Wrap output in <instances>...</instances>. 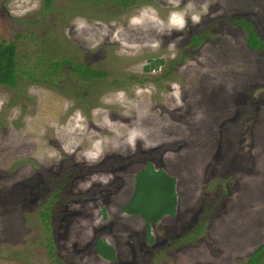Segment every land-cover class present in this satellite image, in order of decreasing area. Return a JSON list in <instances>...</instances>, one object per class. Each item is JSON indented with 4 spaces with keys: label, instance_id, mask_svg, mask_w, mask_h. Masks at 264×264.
Listing matches in <instances>:
<instances>
[{
    "label": "rangeland",
    "instance_id": "rangeland-1",
    "mask_svg": "<svg viewBox=\"0 0 264 264\" xmlns=\"http://www.w3.org/2000/svg\"><path fill=\"white\" fill-rule=\"evenodd\" d=\"M185 3L0 0L19 74L0 84V264H245L264 241V52L229 20L246 16L264 38V0H191L184 27L169 28ZM40 57L105 74L84 79L64 64L33 81L24 70ZM152 57L163 63L145 71ZM148 160L176 192L175 214L149 231L121 208ZM99 236L114 259L94 249Z\"/></svg>",
    "mask_w": 264,
    "mask_h": 264
},
{
    "label": "trees",
    "instance_id": "trees-1",
    "mask_svg": "<svg viewBox=\"0 0 264 264\" xmlns=\"http://www.w3.org/2000/svg\"><path fill=\"white\" fill-rule=\"evenodd\" d=\"M52 0H43V5L48 8ZM95 2L101 0H94ZM115 5L122 7L132 6L141 0H110ZM229 20L245 30V39L249 47L264 52V38L258 33L253 22L246 16H230ZM205 35L197 32L192 35L191 42L187 49L195 47ZM41 58V57H40ZM39 61L33 70L24 72L33 81L51 82L52 77L59 73V68L64 64H69L73 73L84 79L92 77H102L103 69L85 65L84 63L69 58L49 59ZM17 51L13 41L0 38V84L15 86L19 80L17 72ZM163 63L161 57L148 58L142 65L146 70L157 68ZM135 189L132 197L122 205V210L127 213H136L143 217L147 230L149 231L151 222H157L165 214H175L176 212V192L175 178L161 167H154L151 161H145L142 168L135 173ZM53 201V199H50ZM44 215H48L44 212ZM103 215H105L103 211ZM151 239V234L149 235ZM46 251L50 258H53L55 245L48 236L45 241ZM97 253L106 259L115 258V248L104 237L99 236L93 243ZM264 258V241L256 246L246 257L245 264H261Z\"/></svg>",
    "mask_w": 264,
    "mask_h": 264
},
{
    "label": "clouds",
    "instance_id": "clouds-1",
    "mask_svg": "<svg viewBox=\"0 0 264 264\" xmlns=\"http://www.w3.org/2000/svg\"><path fill=\"white\" fill-rule=\"evenodd\" d=\"M180 0H176V3H179ZM187 7H192L191 5V0H186L185 6L181 7V8H174L172 11H170L169 13V17H168V26L169 28H176V29H181L184 27L185 25V16H186V8ZM207 8L206 4H201L199 9H196L194 11L191 12L189 19L193 22H198L200 20V14L202 11H205ZM155 18V17H153ZM80 23H83V21H80ZM117 95H123L122 90L117 92ZM75 118L76 119H81L79 111L76 112L75 114ZM137 133L135 131H133L130 136H129V140L130 141H134L135 137H136ZM99 142H96V144L93 145L94 148H96V152H99L100 149L97 147ZM66 147V146H65ZM69 151H71V149H68ZM96 152L91 153L92 155H95ZM87 186V183H86Z\"/></svg>",
    "mask_w": 264,
    "mask_h": 264
}]
</instances>
